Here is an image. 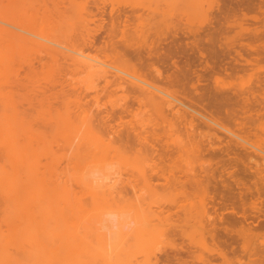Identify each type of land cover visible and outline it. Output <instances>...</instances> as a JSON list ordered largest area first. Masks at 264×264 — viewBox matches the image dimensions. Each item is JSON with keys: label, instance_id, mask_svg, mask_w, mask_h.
<instances>
[{"label": "rangeland", "instance_id": "1", "mask_svg": "<svg viewBox=\"0 0 264 264\" xmlns=\"http://www.w3.org/2000/svg\"><path fill=\"white\" fill-rule=\"evenodd\" d=\"M71 1L15 0L16 7L19 3L22 4H19L20 12L24 9L29 20L33 17L31 24L33 22L37 29H44V32L54 35L61 31L58 32L59 36L56 35L57 38L73 43L77 41L76 45L79 48L84 46L77 33L82 31L81 25L83 28L88 26L90 30L88 37L92 42L85 46L84 50L102 60L110 71L114 69L109 68L107 64L113 66L116 62L113 53L110 52L111 46L122 43L124 40L122 30L128 34L136 29L138 31L136 33L143 35L145 40L138 43L141 45L142 54L147 56L148 49L155 47L156 49L153 48L156 50L155 56L159 55V59L153 58L143 65L132 61L127 65L128 70L142 74H157L158 69L162 75L179 71L183 74V79L182 83L170 88L174 96L187 102L200 113L208 115L211 112L221 125L240 132L241 135H247L257 146H264V0H76L77 3L75 0ZM16 9L15 12H19ZM68 15L74 16L69 19ZM61 17L65 19L62 20ZM73 18L78 19V22H75L76 26L80 27L75 28ZM39 19L44 20L41 22L42 25ZM64 23L66 25H63ZM66 31L68 35L64 34ZM33 53L29 52V55L27 53L24 57L16 55L9 68L11 72L0 77V93L11 99L13 108L19 116L32 122L31 129L48 137L45 140L48 143H45L43 150L40 149V154H37L41 168H45L40 164L43 160L44 164L47 161L49 163L50 152H61L60 141L54 138L52 130H49L50 127L45 125L43 120L50 114L55 117L54 111L60 109L61 112V108L64 109L63 102L73 110L76 109L74 106L76 102L83 107L89 106L93 110V118L99 113L98 116L109 119L108 125L111 126V130H115L114 134L125 129L132 121L133 117L128 112L121 115L107 113L112 102L121 99L119 101L122 103L126 97L122 100L120 92L113 95L108 93L109 88H103L102 79L94 80L74 75L69 66L58 74L57 70L48 72L45 53L37 52L35 55ZM22 57L27 58L23 61ZM166 58L167 61L174 60L177 67L164 62ZM196 75L200 76L199 79ZM79 79L82 81L76 82ZM64 87L67 89L64 90ZM69 88L73 97L68 91ZM234 92L236 95L239 94L238 104L241 105L237 107L240 108L246 99L250 107L247 115L252 113L247 119L243 118L246 114L241 113V108L236 107L240 114L238 113L239 118L235 123L225 116L227 108L214 112L210 103L212 102L210 97L215 93L233 95ZM67 99L70 100L67 102ZM127 100L131 101L128 97ZM115 109L118 110V107ZM42 110L44 112H41ZM2 112L0 108V113ZM193 113L196 120L194 128H198L194 129V132L212 135L210 139L201 137L204 139L201 143L203 144L201 158L176 157L172 163L163 157L161 161L157 158L155 162L149 160L141 164H128L125 167L114 165L112 169L106 171L113 177L115 190H120L107 199L91 197L89 187L80 181L74 185L79 197L75 210L80 230H0V264H176L164 259L166 254H172L176 250H182L180 251L182 258L191 264L207 262L250 264L247 250L250 247H262L264 230H233L235 235L238 233L236 235L238 237L232 243L235 251H230L222 244L212 241L206 230H198L194 221L199 219V215L188 217L191 215L187 209L190 204L198 205L201 198L205 199L208 194L218 197L228 191L227 182H230L228 175L218 170L225 166L240 176L244 165L239 157L241 161L245 160L244 155L250 150L234 146L229 139L232 136L230 133L208 122L198 112ZM205 122L211 124L210 127L206 126ZM214 135L216 136L213 139ZM158 139L155 141L157 147L163 144L161 141L158 145ZM231 147L236 149H233L235 152ZM201 162L205 166L212 163L213 166L219 167L215 170V177L208 171L198 170L202 166ZM47 168L49 169V166L45 168L46 171ZM94 175L90 181L91 184L94 183L90 186L91 189L98 187L95 181L99 180V176ZM243 176L241 175L244 182L251 185L254 178L246 174ZM221 179L224 181L226 179L224 185ZM252 201L256 200L247 195L245 205L239 204L236 209L239 211L241 206L240 210L244 208L241 211L247 210L249 213L252 209L248 207ZM184 218L185 221L191 222L182 230H172L171 223ZM99 221L108 223V229L83 230L84 226L91 225L94 228L95 224L100 225ZM256 257L254 255L251 258Z\"/></svg>", "mask_w": 264, "mask_h": 264}, {"label": "bare ground", "instance_id": "2", "mask_svg": "<svg viewBox=\"0 0 264 264\" xmlns=\"http://www.w3.org/2000/svg\"><path fill=\"white\" fill-rule=\"evenodd\" d=\"M75 2L77 3L76 0ZM16 4L15 0H7V2L0 0V77L11 72L9 68H11V62L16 59V55L24 57L27 53L29 55V52H44L46 55L44 58L47 57L48 72L49 70H57L58 74L69 66L74 71V75H81L94 80L102 79L104 82L103 88H109L108 93L110 92L113 95L120 92L122 95H120V98L123 97L122 100L124 97L127 100L128 97L131 101L127 100L128 102H126L125 100L121 103L119 101L121 99H117L116 102H112L109 107L110 111L107 113L109 115H121L123 112H128L133 119L125 129L114 134L115 130H111V126L109 127L108 125L109 119L98 116L99 113L93 118V110L89 106L83 107L79 102H76L74 105L76 109L73 110V108L70 109L66 102H63L64 106L59 103L60 106L64 107V109L60 107L61 112H59L60 109L52 111L53 114L55 113V117L50 114L45 120L42 119L43 123L50 127L49 130H52L54 138L60 141L59 148L61 149L60 153L50 152L49 163L47 161L44 164V160L40 163L45 168L49 166V169L47 168L48 171H46L45 168L43 169L39 165L40 161L37 154L40 149L43 150L42 147H45V143H48L47 141L45 142L48 137L46 138L40 132L31 129L32 122L26 121L19 116L13 108L14 104L11 99L0 93V108L3 110L0 113V230H80L75 210L79 197L74 189V185H77L80 181H83L89 187L88 190L91 197L107 199L108 196H114L120 190H115L116 186L115 183L113 184V177L109 176L110 173L108 174L106 171L112 169L114 165L125 167L128 164H141L149 160L155 162L157 158L160 160L163 157L164 160L172 163L176 157L197 159L198 156L200 157L203 154L201 148L203 144L201 143H203L202 140L204 139H201V137L210 139L212 135L196 134L194 132L196 120L193 112L195 111L208 122L217 125L228 132V134L230 133L232 136L229 139L234 146L250 149L244 155L245 160L241 161V157H239L240 159L236 157V159L238 158L240 162H243L244 166L241 168L243 174L252 176L254 179H252L251 185L247 184L242 179L244 177L242 172L240 173L241 177L232 169H227L225 166L224 168L220 167L218 171L228 175V181L230 182H227V186L229 188L225 185L228 191L219 193L218 197L208 194L205 199L201 198L198 205L195 202V204H190L187 209L191 212V217H188L193 218L199 215V219L194 221L198 226V230H206L212 241L222 244L229 248L230 251L234 250L235 246L232 243L238 237H236L238 233L235 235L233 230H264V146H257L252 143L247 135H241L239 134L240 132L230 130L225 125H221L211 112V114L209 113L210 115L200 113L187 102L174 96L170 88L178 85V83L180 84V82L182 83L183 74L179 71L162 75L158 69H156L157 74H142L128 70L127 65L132 61H137V63L143 65L153 58L159 59V55L155 56V47H153L154 49H148L147 56L142 54L141 45L138 43L145 41L143 35L136 33L138 32L136 29L134 30L135 32L128 34L122 30L124 40L120 45H112L110 49L116 60L113 66L107 64L109 68L114 69L110 71L102 60L89 55L84 50L85 46L92 42L88 37L90 35L88 26L83 28V25L79 24L82 31L78 32L77 35L81 38L84 46L79 48L76 45L77 41L73 43L57 38L56 35L59 36L58 32L61 31H57V34L55 33L54 35L53 33L44 32V29H37L33 22L31 24L33 17L29 20L30 18L28 19V16H25L24 9L21 12L19 11L20 3L17 7ZM15 9L19 12L16 13ZM87 9L89 10V8ZM74 15H68V18ZM79 15L81 16V14ZM63 18L61 17L60 19L63 20ZM44 20L39 19L40 23ZM57 21L59 20L57 19ZM75 21L78 22V19L74 20L75 25L71 24L75 28L80 27L76 26ZM65 22L68 21L65 20ZM46 24L48 25V23ZM47 25L46 28L49 27ZM63 25L66 24L64 23ZM53 29L57 28L53 27ZM64 34L68 35L67 31ZM73 36H75V32ZM134 44L137 45L135 46ZM170 61H167L166 58L164 62L170 63L171 66H176L174 60ZM147 64L151 65V63ZM196 76L199 79L200 76ZM81 81L79 79L76 82L79 83ZM73 88L75 89L74 86ZM65 89L67 88L64 87ZM68 91L71 92L70 95L72 96V90L69 88ZM69 92L67 93L66 91L65 93L69 94ZM74 92L76 91L74 90ZM238 95L236 93L233 95L215 93L213 97L211 95L210 99L212 102L210 103L215 110L214 112H220L222 108H227L226 110L224 109L225 116L232 119L235 123L239 118V112L237 111V108H239L237 107L239 105ZM68 100L70 99H67V102ZM244 101L245 103H242L243 105L239 109L241 113L246 114L243 118L246 117L247 119L252 113L247 115L250 107L246 103L248 100L244 99ZM116 107H118V110L115 109ZM41 112H44V110ZM56 113L58 114L56 115ZM217 119L220 120L219 117ZM205 125L210 127L211 124L205 122ZM195 130H198V128ZM149 136L153 138H149ZM157 139L158 145L163 141V144H160L159 147L155 143ZM231 143L229 144L231 145ZM41 153L44 154L43 152ZM165 157L168 158L165 159ZM203 165L202 163L198 170L208 171L212 177H215V170L219 169V167L213 166L212 163L211 165H204V167ZM94 174L99 176V180L95 181L98 187H92L91 189L90 186L94 183L91 184L90 181L91 177L95 176ZM221 180L224 185L226 179L225 181ZM233 185L236 187H233ZM85 188L87 189V187ZM133 193L135 194V192ZM247 195L256 200L252 201L248 207L254 211L249 210V213H247V210H245L246 212L241 211L244 209L240 210L241 206L238 211L236 207L239 204L245 205ZM185 218L184 220L178 219L177 222H172L170 225L172 230H182L186 224L191 222L185 221ZM104 221L106 220L104 219ZM107 224L105 222L100 225L95 224L94 228L91 225L89 227L84 226L83 230H107ZM180 251L182 250L166 254L164 259L170 263L191 264L182 258ZM247 251L250 257V264H264V244L262 247H250ZM254 255L257 257L251 258ZM206 264L209 263L207 262Z\"/></svg>", "mask_w": 264, "mask_h": 264}]
</instances>
